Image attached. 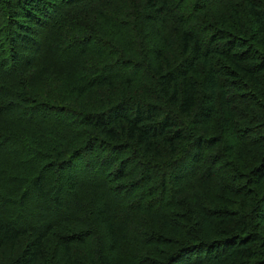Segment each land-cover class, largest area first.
<instances>
[{
	"label": "trees",
	"instance_id": "trees-1",
	"mask_svg": "<svg viewBox=\"0 0 264 264\" xmlns=\"http://www.w3.org/2000/svg\"><path fill=\"white\" fill-rule=\"evenodd\" d=\"M262 224L264 0H0V264H264Z\"/></svg>",
	"mask_w": 264,
	"mask_h": 264
},
{
	"label": "rangeland",
	"instance_id": "rangeland-1",
	"mask_svg": "<svg viewBox=\"0 0 264 264\" xmlns=\"http://www.w3.org/2000/svg\"><path fill=\"white\" fill-rule=\"evenodd\" d=\"M259 229L264 233V224L260 225V226H259ZM53 243H54V245H53ZM55 245H56V240H54V241L49 245V247H48V251H49V253L52 252V251H54V246H55Z\"/></svg>",
	"mask_w": 264,
	"mask_h": 264
}]
</instances>
